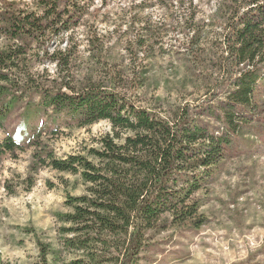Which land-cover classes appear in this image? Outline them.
<instances>
[{
  "label": "trees",
  "instance_id": "16d2710c",
  "mask_svg": "<svg viewBox=\"0 0 264 264\" xmlns=\"http://www.w3.org/2000/svg\"><path fill=\"white\" fill-rule=\"evenodd\" d=\"M82 1L37 0L36 9L0 2V128L6 133L0 157L17 158L30 149L31 174L51 168L78 175L87 185L84 194L67 196L69 211L57 214L60 252L76 255L61 264H136L150 232L160 230L165 217L176 225L204 223L195 194L214 180L241 137L259 135L252 121L258 110L255 91L264 78V0H221L223 37L211 44L217 58L210 61L222 77L213 82V97L168 115L132 99L147 80V65L140 63L143 71L135 68L139 51L125 72L108 64L103 45L91 37L93 64H101V72L97 78L78 75L72 32L87 13ZM62 37H68L66 47L50 50ZM202 37L196 30L185 44L200 68L207 60ZM134 42L139 50L151 48L145 38ZM35 61L55 64L56 78L46 82L36 76ZM101 120L110 122L112 133L87 154L59 156L44 139L61 126ZM36 242L38 264H49L50 243Z\"/></svg>",
  "mask_w": 264,
  "mask_h": 264
},
{
  "label": "rangeland",
  "instance_id": "374dc122",
  "mask_svg": "<svg viewBox=\"0 0 264 264\" xmlns=\"http://www.w3.org/2000/svg\"><path fill=\"white\" fill-rule=\"evenodd\" d=\"M8 1L36 9L37 0ZM220 2L83 0L87 13L72 32V41L78 45L75 69L81 77L99 76L102 65L93 64L89 46L90 38L96 36L104 48L102 57L125 72L134 51H139L135 68L143 71L142 63L148 72L144 85L132 95L137 106L168 115L186 103L207 101L213 97V82L222 77L210 61L217 58L211 44L223 37ZM196 30L203 31L201 43L206 48L201 47L208 60L201 68L185 48ZM67 38L54 39L50 50L66 47ZM141 38L149 41L150 49L136 48L134 41ZM3 41L0 37V43ZM218 51L221 53L220 48ZM32 70L46 82L57 76L55 64L48 61L33 62ZM255 102L258 110L252 124L258 127L259 135L241 137L232 157L220 164L214 180L195 194L204 223L176 225L165 217L162 228L150 232L136 264H264V78L255 91ZM17 120L12 118L14 123ZM107 133H112V126L101 120L86 127L61 126L58 134L44 139L59 156L87 154L91 147H100L99 140ZM5 135L0 128V140ZM30 164V149L17 158L8 154L0 157V264H38L37 238L51 245L48 263L61 264L76 255L60 252L62 223L57 214L69 211L67 196L84 194L87 185L78 175L51 168L31 174ZM30 175L33 184L29 186Z\"/></svg>",
  "mask_w": 264,
  "mask_h": 264
}]
</instances>
